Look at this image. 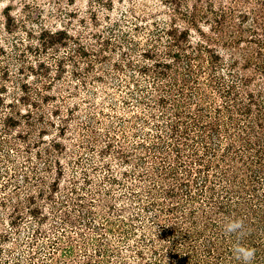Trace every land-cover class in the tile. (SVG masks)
Returning a JSON list of instances; mask_svg holds the SVG:
<instances>
[{"label": "rangeland", "instance_id": "obj_1", "mask_svg": "<svg viewBox=\"0 0 264 264\" xmlns=\"http://www.w3.org/2000/svg\"><path fill=\"white\" fill-rule=\"evenodd\" d=\"M111 1L0 0V264H88L102 259L104 264H121V258L126 264H150L156 257L154 249L169 264L174 261L173 238L159 225H185L188 230L187 209L214 208L201 201L183 209L187 212L153 217L147 175H155L157 168L166 170L168 162L160 154L156 160L149 157L152 144L141 134L150 133L152 143L165 147L154 138L156 131L151 127L156 121L147 106L138 107L136 102L140 95L146 102L153 95L154 73L140 72L133 65H150L141 55L149 49L165 59L164 26L177 23L181 29H190L196 41L199 32L186 18L198 14L196 8L210 19L205 22L198 16L197 27L217 36L212 9L233 7L234 0H215L216 8L207 0ZM246 1L238 0L237 13L261 7L255 0ZM239 22L236 17L230 23L232 29L237 30ZM157 35L164 38L152 47ZM135 47L137 51L132 50ZM248 47L255 46L244 43L234 51ZM114 64L123 65L124 70ZM220 66L221 74L226 72L229 83L239 89L238 79L227 75L230 66ZM247 66L240 58L232 73L250 78L244 91L253 92L257 101L253 113L261 112L264 118V74L253 64ZM240 102H249L245 92ZM153 111L161 121L163 110L155 106ZM143 118L149 120L148 126ZM124 120L130 121V127L121 126ZM140 141L146 149L134 148ZM119 149L130 157L131 167L118 158ZM169 180L167 187L176 184ZM174 188L183 196L181 188ZM163 196L159 199L167 207L175 202ZM99 215L127 223L134 219L135 237L120 240L106 230L98 244L108 242V247L91 245L90 238L98 235L92 224H105ZM67 216L73 226L64 224ZM70 241L74 253L66 257ZM199 243L203 245L204 240ZM106 248L105 259L98 253ZM202 248L198 247L199 253H204ZM138 249L144 251L142 260Z\"/></svg>", "mask_w": 264, "mask_h": 264}, {"label": "trees", "instance_id": "obj_2", "mask_svg": "<svg viewBox=\"0 0 264 264\" xmlns=\"http://www.w3.org/2000/svg\"><path fill=\"white\" fill-rule=\"evenodd\" d=\"M215 2L217 1L207 0L214 8L217 6ZM237 2L238 0H234L233 7L212 9L215 14L213 32L217 36L206 35L197 27L198 16L205 22L210 19L201 15L196 8L198 14L186 17L187 22L199 32L196 41L191 39L190 29H181L177 27V23L164 26L161 32L166 37L165 50L162 52L165 59H159L149 49L141 55L153 68L133 63L140 72L154 73L151 75L154 79L153 95L147 97V102L145 96L140 95L136 102L138 107L147 106L151 118L156 121L151 127V130L156 131L154 138L162 141L165 147L152 143L150 133L144 131L141 134L144 136L143 140L152 144L148 151L153 154L149 157L156 160L162 155L161 160L168 162L166 170L157 168L155 175L153 172L147 175L152 184L146 192L150 198L149 204L155 210L153 217L161 219L163 215H175L201 201L214 205V208L211 205L209 209L199 208V212L187 209L188 212H185L188 216L184 220L186 225H190L188 230H185V225L173 228L159 225L173 238L174 261L169 264H243L233 252V246L237 242L255 249V258L251 264H264V118L261 112L256 115L253 113L252 106L257 104L253 92L244 91L245 86H249L250 78L240 72L232 73V69L234 71L239 66V59L243 58L247 67L253 64L258 72L264 74V0H255V4L261 7L250 8L246 13H237ZM236 17L240 22L237 24L238 29L234 30L230 23ZM208 24L211 25L212 22ZM58 33L61 34L54 32L56 35ZM163 38V35H157L152 39L151 46H155ZM244 43L255 47H248L243 52L234 51ZM217 44L219 49H216ZM134 45L138 47L135 42ZM132 50L137 51V48ZM225 52L228 57L223 58ZM221 64L230 66L227 75L238 79L239 89L229 83L224 76L226 72L221 74L224 72L219 70ZM114 65L117 69L124 70L123 65ZM155 91L162 92L163 95L154 96ZM243 92L249 100L247 104L239 103V96ZM155 106L163 110L161 121L154 114ZM142 123L148 126L149 120L143 118ZM129 125L130 121L125 120L121 124L124 128L130 127ZM123 136L125 140L128 139L127 134ZM134 146L136 150L146 149L143 141ZM235 149L239 151L235 152ZM117 154L122 163L132 166L130 157L124 151L119 149ZM140 161L146 163L142 157ZM169 179L176 184H169L167 187ZM114 180L118 181L116 178ZM165 185V188L160 187ZM216 185L220 188L218 191L215 189ZM175 186L181 188L183 196L178 195ZM192 187L196 189L192 190ZM162 195L176 203L167 207L159 199ZM120 211L124 212V209L121 208ZM99 217L105 224H92L98 235L90 238L91 245L108 247V242L98 244L107 234L106 230L108 234L119 236L120 240L128 241L135 237L134 219L127 223L122 218L115 221L103 215ZM236 219L243 222L242 233L226 234L224 225ZM121 223L124 224L123 227ZM64 224L73 226L74 222L67 216ZM203 240V245H197ZM155 244H152L153 247ZM74 247V242L70 241L65 250L66 257L73 255ZM198 247H204V253H199ZM108 252V248L99 249L98 255L105 258ZM153 252L156 257L150 264H167L156 249ZM136 253L141 260L144 259L143 250L138 249ZM120 261L121 264H126L124 259L121 258ZM88 264H104V259Z\"/></svg>", "mask_w": 264, "mask_h": 264}, {"label": "clouds", "instance_id": "obj_3", "mask_svg": "<svg viewBox=\"0 0 264 264\" xmlns=\"http://www.w3.org/2000/svg\"><path fill=\"white\" fill-rule=\"evenodd\" d=\"M243 230V222L239 219L232 220L224 225L226 234H240ZM233 252L237 259L242 260L243 264H251L255 258V249L243 246L239 242L234 244Z\"/></svg>", "mask_w": 264, "mask_h": 264}]
</instances>
